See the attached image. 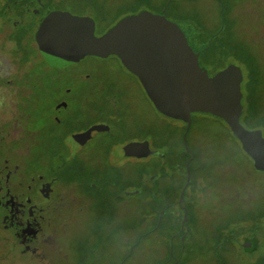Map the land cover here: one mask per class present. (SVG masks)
I'll return each mask as SVG.
<instances>
[{
	"label": "rangeland",
	"instance_id": "1",
	"mask_svg": "<svg viewBox=\"0 0 264 264\" xmlns=\"http://www.w3.org/2000/svg\"><path fill=\"white\" fill-rule=\"evenodd\" d=\"M41 1L49 9L94 16L98 35L125 15L144 9L162 12L186 31L191 44L203 52L202 63L211 70L218 71L232 63L243 67L246 73L243 90L248 93L244 54L257 51L255 46L246 44L255 41L250 31L261 27L264 0ZM40 18L25 20L12 32L9 28L0 30V123L8 122L0 128L5 129L4 133L6 129L10 132L8 138L19 134L16 116L20 96L28 92L21 87L25 82L11 76L17 69L13 47L18 52L21 46L15 45L9 36L12 33L13 37L17 30L25 32L24 50L34 57ZM21 24L27 26L26 30L19 29ZM95 60L94 56H87L78 65ZM100 61L104 66L113 67L112 72L124 79L130 74L116 55ZM257 63L263 73L264 64ZM73 68L65 69L63 75H75ZM27 78L42 81L40 90L49 89L56 81L55 72L39 60ZM136 81L130 85L135 111L139 118L147 119L152 125L153 148L167 154L175 149L185 156L189 152L202 156L204 170L194 173L198 183L194 179L187 192L189 197V191L197 187L195 197L201 201L200 218L185 228L180 221L172 227L165 221L157 222V213L147 201L146 180L151 172L146 168L147 159H122L118 171L105 162V169L118 179L117 197L112 193L109 205H94L89 210L72 208L70 218L68 209L59 215H50L55 243L45 245L39 259L22 255L16 240L3 238L0 232V264H264V172L254 167L252 158L224 119L194 112L188 128L184 121L160 113L140 81ZM252 86L256 93L264 88V73L257 72ZM243 104L244 107L248 104L246 96ZM30 105L36 110L34 96ZM244 113L241 120L247 125ZM3 143L7 144L0 139V144ZM195 164L199 162L195 160L194 167ZM136 190L139 192L129 194ZM175 193L177 199L180 188Z\"/></svg>",
	"mask_w": 264,
	"mask_h": 264
},
{
	"label": "flooded vegetation",
	"instance_id": "2",
	"mask_svg": "<svg viewBox=\"0 0 264 264\" xmlns=\"http://www.w3.org/2000/svg\"><path fill=\"white\" fill-rule=\"evenodd\" d=\"M53 10L56 9H49L41 0H0V30L9 28L12 32L21 22L40 17L41 24ZM26 28L23 24L19 26L22 30ZM250 34L255 41L250 40L246 45L255 46L257 51L244 54L249 90L247 95L243 90V97L246 96L248 101L243 113L248 124L242 123L249 129H261L264 134V88L258 94L252 86L257 72L264 73L257 66V61L259 65L264 64V14L261 27ZM11 36L9 39L21 46ZM194 49L199 53L200 64L214 74L216 70L202 63L203 52ZM12 53L17 69L11 76H17L24 83L37 59L26 56L24 46L18 52L13 47ZM95 59L90 64L78 65L79 61L64 68L47 64L55 72L56 81L49 89L34 92V132L26 134L22 122L26 94L20 96L22 100L16 116L19 134L8 138L10 132L6 129L4 133L5 129L0 128V139L7 142L0 144V232L3 238L15 239L20 253L33 259L42 256L45 245L55 243L50 215H59L68 209L67 217L70 218L72 208L89 210L94 205H109L112 193L117 197L118 179L105 169V162L118 171L122 159H147L146 168L151 171L146 180L147 201L157 213V222L165 221L172 227L180 221L185 228L200 218L201 201L195 197L197 187L193 186L189 197L187 192L194 179L198 183L194 173L204 170V164L200 162L202 156L192 152L185 156L175 149L169 154L158 150L146 157L124 156L122 148L134 141L148 142L152 150H157L153 148L152 125L147 119L138 117L130 91V85L139 78L124 66L130 73L124 79L112 72L113 67L104 66L100 61L103 58ZM70 66H74L75 75L65 77L63 72ZM243 73L245 80L244 69ZM41 82L39 87H42ZM7 124L5 121L0 126ZM94 126L98 128L93 129L88 138L79 137ZM184 142L187 145L185 135ZM195 160L199 164L194 167ZM189 171V184L184 200H180ZM179 188L176 199L175 192Z\"/></svg>",
	"mask_w": 264,
	"mask_h": 264
},
{
	"label": "water",
	"instance_id": "3",
	"mask_svg": "<svg viewBox=\"0 0 264 264\" xmlns=\"http://www.w3.org/2000/svg\"><path fill=\"white\" fill-rule=\"evenodd\" d=\"M96 28V19L91 15L56 9L44 18L35 39L47 63L54 67L64 68L87 56H118L139 78L160 113L186 122L188 128L194 112L224 119L254 167L264 172L263 131L249 129L241 121L244 73L240 65L232 63L210 74L200 64L199 53L180 24L151 10L125 15L100 35ZM95 128L98 126L79 137L88 138ZM122 152L124 156L146 157L159 151L152 150L148 142L134 141ZM189 180L190 171L181 200Z\"/></svg>",
	"mask_w": 264,
	"mask_h": 264
},
{
	"label": "trees",
	"instance_id": "4",
	"mask_svg": "<svg viewBox=\"0 0 264 264\" xmlns=\"http://www.w3.org/2000/svg\"><path fill=\"white\" fill-rule=\"evenodd\" d=\"M15 38V40L17 42H19V44L21 46H23V42H24V33L23 32H16L13 36ZM37 45V44H36ZM34 58H36L37 60H39L40 62H42L43 64L47 65V61L45 60L44 56L40 53V50L38 48H36L35 53L33 54ZM26 56H28L26 54ZM28 76V73H27ZM28 78L25 80V88L27 89V93L24 97V107H23V111H22V117H23V126L25 129L26 134H32L35 130V121H34V116H35V110L33 109V106L31 107L30 102L32 101V97L34 95V92L36 90H38L39 86H38V82L33 80V81H29Z\"/></svg>",
	"mask_w": 264,
	"mask_h": 264
}]
</instances>
